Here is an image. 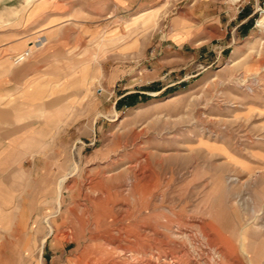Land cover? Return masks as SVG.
I'll use <instances>...</instances> for the list:
<instances>
[{"label":"rangeland","instance_id":"374dc122","mask_svg":"<svg viewBox=\"0 0 264 264\" xmlns=\"http://www.w3.org/2000/svg\"><path fill=\"white\" fill-rule=\"evenodd\" d=\"M111 1L113 56L18 107L0 264H264V0Z\"/></svg>","mask_w":264,"mask_h":264},{"label":"crops","instance_id":"0c3cea01","mask_svg":"<svg viewBox=\"0 0 264 264\" xmlns=\"http://www.w3.org/2000/svg\"><path fill=\"white\" fill-rule=\"evenodd\" d=\"M111 0H0V167L4 155L30 153L35 135L18 107L39 106L30 97L37 85L59 89L71 76L92 73V60L79 59L95 52L94 58L114 54L109 38L99 50L100 36L113 28L109 20ZM110 6H113L112 4ZM29 49L30 57L14 64L12 57ZM60 86V87H59ZM30 118V120H29ZM21 119V120H20ZM22 121L26 125L20 127ZM12 162L7 159L6 164ZM1 179V176H0Z\"/></svg>","mask_w":264,"mask_h":264},{"label":"built area","instance_id":"2783aa9c","mask_svg":"<svg viewBox=\"0 0 264 264\" xmlns=\"http://www.w3.org/2000/svg\"><path fill=\"white\" fill-rule=\"evenodd\" d=\"M29 57H30V50L26 49V50H23V51L15 54L12 57V62L14 64H20V63L25 62Z\"/></svg>","mask_w":264,"mask_h":264},{"label":"bare ground","instance_id":"6f19581e","mask_svg":"<svg viewBox=\"0 0 264 264\" xmlns=\"http://www.w3.org/2000/svg\"><path fill=\"white\" fill-rule=\"evenodd\" d=\"M250 179V178H249Z\"/></svg>","mask_w":264,"mask_h":264}]
</instances>
